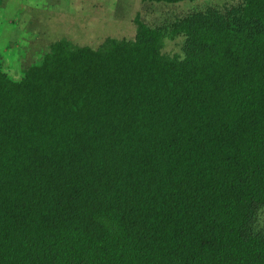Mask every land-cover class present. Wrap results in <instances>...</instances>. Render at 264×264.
<instances>
[{
  "label": "trees",
  "instance_id": "16d2710c",
  "mask_svg": "<svg viewBox=\"0 0 264 264\" xmlns=\"http://www.w3.org/2000/svg\"><path fill=\"white\" fill-rule=\"evenodd\" d=\"M135 23L0 55V264H264V0Z\"/></svg>",
  "mask_w": 264,
  "mask_h": 264
},
{
  "label": "rangeland",
  "instance_id": "374dc122",
  "mask_svg": "<svg viewBox=\"0 0 264 264\" xmlns=\"http://www.w3.org/2000/svg\"><path fill=\"white\" fill-rule=\"evenodd\" d=\"M238 0H184L177 3L142 0H0V55L3 70L14 80L39 63L57 40L98 47L107 37L134 38L135 18L148 25H171L188 12L226 8ZM182 37L167 36L163 52L182 53ZM264 231V208L256 221Z\"/></svg>",
  "mask_w": 264,
  "mask_h": 264
}]
</instances>
